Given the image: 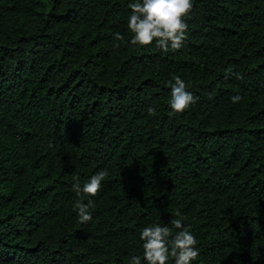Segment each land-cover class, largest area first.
<instances>
[{"label": "trees", "instance_id": "trees-1", "mask_svg": "<svg viewBox=\"0 0 264 264\" xmlns=\"http://www.w3.org/2000/svg\"><path fill=\"white\" fill-rule=\"evenodd\" d=\"M132 2L0 0V264H146L140 232L177 210L192 264H264V0H193L167 51L130 42Z\"/></svg>", "mask_w": 264, "mask_h": 264}, {"label": "clouds", "instance_id": "clouds-1", "mask_svg": "<svg viewBox=\"0 0 264 264\" xmlns=\"http://www.w3.org/2000/svg\"><path fill=\"white\" fill-rule=\"evenodd\" d=\"M128 7L131 9L128 28L133 34L130 41L133 45L147 46L155 41L157 46L164 51L168 50L169 44L173 50L182 46L188 28L185 18L191 12L193 0H135ZM115 39L122 41L124 37L116 33ZM172 79L174 83L169 81L170 107L173 113H183L195 103V97L186 90L188 85L179 76H173ZM231 99L235 103L241 97L237 95ZM148 114L155 115L156 109L149 107ZM107 176V169H102L92 175L83 187H81L79 177L75 176L73 177L75 181L73 191L78 196L81 192L96 196ZM93 206L91 199L87 203L82 202V199L75 201L73 207L81 223L91 220L90 209ZM176 216L178 218L172 221V225L177 230L175 232L172 228L160 223L144 227L140 232V240L143 241V259L146 264H168L170 258L174 259V264H192L200 255L196 247L197 239L189 228L183 225L184 218L179 210ZM130 264H141V257L132 256Z\"/></svg>", "mask_w": 264, "mask_h": 264}]
</instances>
